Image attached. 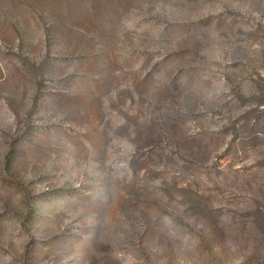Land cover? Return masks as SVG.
Listing matches in <instances>:
<instances>
[{"label":"rangeland","instance_id":"rangeland-1","mask_svg":"<svg viewBox=\"0 0 264 264\" xmlns=\"http://www.w3.org/2000/svg\"><path fill=\"white\" fill-rule=\"evenodd\" d=\"M0 264H264V0H0Z\"/></svg>","mask_w":264,"mask_h":264}]
</instances>
